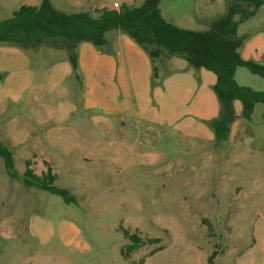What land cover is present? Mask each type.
<instances>
[{
	"label": "rangeland",
	"instance_id": "1",
	"mask_svg": "<svg viewBox=\"0 0 264 264\" xmlns=\"http://www.w3.org/2000/svg\"><path fill=\"white\" fill-rule=\"evenodd\" d=\"M144 0H50L66 12ZM232 0H161L162 15L206 29ZM0 0V20L25 4ZM239 19V15L236 16ZM244 58L264 61V4L239 24ZM82 42L78 78L65 49L0 44V264H264V103L248 118L241 101L229 137L210 120L216 75L147 51L127 33ZM80 58V56H79ZM240 84L264 78L238 67ZM156 82V83H155ZM27 160L48 167L77 198L22 180ZM129 234L141 241L133 243Z\"/></svg>",
	"mask_w": 264,
	"mask_h": 264
},
{
	"label": "trees",
	"instance_id": "2",
	"mask_svg": "<svg viewBox=\"0 0 264 264\" xmlns=\"http://www.w3.org/2000/svg\"><path fill=\"white\" fill-rule=\"evenodd\" d=\"M160 1L144 0L139 5L122 3L118 8H98L95 14L88 10H59L50 0H42L39 5L25 4L12 16L0 20V44L22 48L46 45L65 49L74 74L81 78L80 44L89 41L102 47L106 43V31L117 29L125 32L147 51L156 77V60L161 56L184 58L191 66L206 68L216 75L214 90L220 109L218 115L210 120V125L216 141L225 140L238 117L237 100L241 101L248 118L255 103H264V90L240 84L236 79L237 68L241 66L264 78V61L242 56L243 41L238 33L239 24L254 16L264 0H232L221 16L212 20L208 28L200 30L180 27L166 19L162 15ZM0 157L8 174L18 178L14 154L1 142ZM21 177L26 185L58 194L67 203L77 201L68 188L56 184L58 177L51 167L38 174L31 167V161L27 160ZM127 235L133 239V243L126 247L130 251L138 246L141 239L136 234Z\"/></svg>",
	"mask_w": 264,
	"mask_h": 264
},
{
	"label": "crops",
	"instance_id": "3",
	"mask_svg": "<svg viewBox=\"0 0 264 264\" xmlns=\"http://www.w3.org/2000/svg\"><path fill=\"white\" fill-rule=\"evenodd\" d=\"M82 55H83V53H82V51L80 50V67H81V71L83 70V57H82Z\"/></svg>",
	"mask_w": 264,
	"mask_h": 264
}]
</instances>
